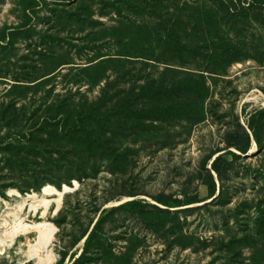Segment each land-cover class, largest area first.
<instances>
[{
  "label": "rangeland",
  "instance_id": "rangeland-1",
  "mask_svg": "<svg viewBox=\"0 0 264 264\" xmlns=\"http://www.w3.org/2000/svg\"><path fill=\"white\" fill-rule=\"evenodd\" d=\"M209 5L238 53L209 59L193 26ZM251 119L262 144L226 150ZM30 193L46 264H264V0H0V238ZM22 230L0 264H37Z\"/></svg>",
  "mask_w": 264,
  "mask_h": 264
},
{
  "label": "trees",
  "instance_id": "trees-1",
  "mask_svg": "<svg viewBox=\"0 0 264 264\" xmlns=\"http://www.w3.org/2000/svg\"><path fill=\"white\" fill-rule=\"evenodd\" d=\"M221 3H223L222 1H220ZM207 6L206 3L202 4L201 8ZM200 8V9H201ZM249 10V9H248ZM217 11H213V6H208L207 8H204L203 11V15L201 11H198V15L195 16L196 19V23L193 25L195 27V35H199L201 34V36H203V42L205 44H210L212 45V50L213 54L209 56V59H214V57L218 55L219 52H223L226 53L227 56L229 55H233L234 53H238L239 50H237L235 47H233V45H230L231 41L229 42V39L227 38L228 35L226 34V32L221 29V24H222V20L219 18L217 19L216 17ZM201 30V31H200ZM217 31V32H216ZM213 32H215V37L213 39L212 35ZM210 37V38H209ZM194 49V48H193ZM210 50H208L207 52H209ZM215 57V58H216ZM125 108V104H122L121 106H119L116 110V112L120 113L121 111H123V109ZM143 112H135V114H142ZM93 115H89L87 118H89L90 121H94V120H99L96 118H92ZM58 128L61 130L62 134H66L67 136L70 137H81L80 135H86V136H91L92 138L94 137V135L91 132H88L87 129L85 128H81L80 124H77L75 122V124L70 125L68 122L65 123H58ZM241 130L243 132L242 136H233V135H229L228 139H227V149H234L236 152H239L241 154H247V152L250 150L251 147V142H255L256 145H261L263 138L262 135L260 133L259 127L257 126V124L254 122V120H248L247 121V128H243L241 127ZM90 147L88 148V151H92V144L89 145ZM222 152V151H220ZM225 154H229L232 157H237L235 152L232 151H227L221 155H218L211 164V169L218 174V176H221V167L220 165L222 163L225 162L224 160V155ZM77 163L76 165H78L79 168H81V164L80 162H75ZM79 170V169H78ZM78 173H80L81 176H76L78 178L79 181H81L82 179L85 178H91L93 174L88 173V170L84 168V170H79ZM82 173V174H81ZM209 173V172H208ZM211 181H213V177L212 175L209 173ZM75 186L79 185L77 182L74 184ZM39 185H34L33 188L37 187ZM58 187H60V185H58ZM74 188V187H73ZM207 188L209 190V195L211 197L215 196L216 193V188L214 183L212 182L211 184H207ZM155 201L158 204L163 205L164 207H166L167 209H171V210H175V209H179L181 208L183 205V201L178 200V199H174L171 196H167L164 194H160L159 196L154 198ZM199 203V201L197 199H192L189 200V204L188 205H192V204H196ZM126 205H135V202H128L125 203L122 206H119L118 208H122ZM116 208V209H118ZM157 208V207H156ZM159 209V208H157ZM86 236V234L84 235ZM90 238V236H89Z\"/></svg>",
  "mask_w": 264,
  "mask_h": 264
},
{
  "label": "bare ground",
  "instance_id": "bare-ground-1",
  "mask_svg": "<svg viewBox=\"0 0 264 264\" xmlns=\"http://www.w3.org/2000/svg\"><path fill=\"white\" fill-rule=\"evenodd\" d=\"M15 197L22 201L14 208L8 209L9 211L7 214L11 218L12 223H8L7 221L4 223V228H6V230L3 229L5 233L4 238H0V246L1 248H5L7 245H9V247L13 246L20 236H24V231L22 230L23 226H26L30 230L35 229L38 234V239H36L35 245L29 247L27 255L30 261L35 260L37 264H46L47 260L50 258L49 247L52 242L49 231L47 229H40L39 224H23L24 220L21 219L23 218L21 213L26 207H29L30 211L35 212L41 205L43 199L36 193L26 194L25 196L18 195ZM5 201L6 200H4V202ZM20 250H22V248Z\"/></svg>",
  "mask_w": 264,
  "mask_h": 264
},
{
  "label": "water",
  "instance_id": "water-1",
  "mask_svg": "<svg viewBox=\"0 0 264 264\" xmlns=\"http://www.w3.org/2000/svg\"><path fill=\"white\" fill-rule=\"evenodd\" d=\"M74 185V184H73ZM74 189H75V186H74Z\"/></svg>",
  "mask_w": 264,
  "mask_h": 264
}]
</instances>
